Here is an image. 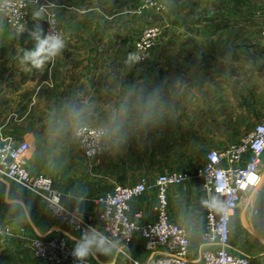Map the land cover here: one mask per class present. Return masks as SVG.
<instances>
[{
    "label": "rangeland",
    "instance_id": "374dc122",
    "mask_svg": "<svg viewBox=\"0 0 264 264\" xmlns=\"http://www.w3.org/2000/svg\"><path fill=\"white\" fill-rule=\"evenodd\" d=\"M231 1L239 3V6L231 8L225 0L219 4H215V0H0V65H21L19 60L23 49L31 48L34 43L28 32L40 24L45 33L59 32L66 41L63 53L44 67H53L58 78L68 82L72 79L81 81L88 68L96 70L98 66L111 64L116 65L117 69L121 67L122 76L116 92L108 82V101L115 94L119 97L121 91L123 106L127 109V112L122 109L124 120L120 135L113 132L115 107L112 102L101 105V114L96 111L99 104L95 102L91 103L90 113L82 112L80 92L84 93V89L77 85L75 87L78 90L68 99L64 98L74 105L80 116L88 115V124L93 125L77 129L74 137L76 147H104L100 155L91 158L92 190L101 195L118 185H132L145 178L151 193L156 194L155 181L161 172L188 171L192 177L178 186L186 187L182 194L190 208L184 215V225L192 231L194 251L199 248L197 235L200 236L206 205L210 201L202 181L195 177L197 169L206 160L208 150L213 148L206 144H225L227 139L228 143L220 148L223 149L231 141L244 137L264 117V78L261 79L264 65L260 62L264 56L259 55L264 50V0H246L244 4L242 0ZM37 12L40 13L39 18L35 16ZM227 18L230 26L226 24ZM21 28L24 29L23 33L19 31ZM235 37L239 41L236 46H245L249 51L247 56L212 57L210 52L204 50L211 47L213 50L233 48ZM215 43H219V46ZM219 58L230 61L229 83L232 76L235 81L234 104L229 108L232 118L222 119L223 111L204 113L192 110L189 116L203 121L202 125L219 126L217 129H221V125H228L233 136H196L189 133L169 136L161 126L155 127V122L142 126L139 124L136 120V102L154 90L163 98V76L168 74L166 66L180 65L185 70L190 65L186 73L188 77L195 78L197 75L199 79L210 81L211 76L205 71L206 67L200 69L195 65H207L212 61L217 63ZM176 69L171 72V77L180 76L181 71ZM90 73L94 74L93 71ZM221 73L224 75L223 80L226 72ZM214 75L216 80V73ZM216 98L223 99L222 102L226 100L220 95ZM13 111L17 114L18 107L12 105ZM161 112L163 108L158 106L153 119L160 117ZM130 113H135L133 121L128 118ZM210 116L220 118L215 120L208 118ZM83 127L97 134L89 135L88 144L84 143L85 136L80 134ZM6 137L17 142H30L28 167L34 174V137ZM184 147H187V151H184ZM262 168L264 170V161ZM120 169L121 175L118 174ZM259 187L264 188V178ZM247 197H244L233 219L232 240L236 250L253 263L254 259L261 261L260 257H264V242L261 240L264 239V224L260 220L255 219V222L248 216L246 218L245 211L251 196ZM1 238L6 239L0 237V258L7 247ZM25 247L27 249H14L12 254L33 257L31 250ZM144 254L142 258L133 257L147 264L151 254ZM108 255L105 261L111 264L112 254ZM122 257L125 261L121 264H133L126 255L122 254ZM4 264L45 263L29 258L26 263Z\"/></svg>",
    "mask_w": 264,
    "mask_h": 264
},
{
    "label": "crops",
    "instance_id": "0c3cea01",
    "mask_svg": "<svg viewBox=\"0 0 264 264\" xmlns=\"http://www.w3.org/2000/svg\"><path fill=\"white\" fill-rule=\"evenodd\" d=\"M219 2H224V0H215V4H219ZM225 2L231 8L236 5L239 6V3L235 4L231 0H225ZM241 2L244 4L246 0ZM226 24L230 26L229 18L226 19ZM238 42L235 37L233 42L235 47L233 48H215L213 50V47H211L204 50L210 52L212 57L231 56L234 58L235 56H247L249 51L245 46H236ZM215 44L219 46V43ZM259 55L264 56V50ZM260 62L264 65L263 59H260ZM189 66L187 65L185 70L180 65L166 66L168 74L163 76V113L161 112L160 117L152 120V122H155L154 126H161L164 133L169 136H181L188 133L196 136L201 134L233 136L230 134L231 131L228 130V125H221V129H217L219 127L217 124H215L217 127L202 125L204 124L203 121L189 116L192 110H196L204 113L223 111L224 113H221L222 119L226 118L228 120V117H231L229 116V108L234 104L232 101H234L235 81L232 76L229 83L230 61L219 58L217 63L212 61L207 65H195L200 69L206 67L205 71L211 76L210 81L199 79L197 75L195 78L188 77L186 73L189 71ZM262 67L264 68V66ZM176 68L181 71L180 76L171 77V72L175 71ZM92 71L94 74L90 73ZM221 71L226 72V77L223 80L224 75ZM214 73L217 75L216 80ZM121 76V67L118 66L117 69V66L113 64L98 66L96 70L88 68L84 79L81 81L72 79L70 82L58 78L59 76L53 67H48L43 71L33 70L27 72L21 65L9 63L0 65V144L13 140L8 137L5 138L7 135L33 136L35 143L34 174L44 173L52 177L55 187L65 194L64 199L69 205L80 202L82 208L94 216L98 215L101 206L95 202L99 193L92 190L90 172L92 161L82 153L81 147H76L74 139L77 129L82 126L92 127L93 125L88 124V115L83 114L80 116L78 110L74 109V105L70 104L68 100H64V98L68 99L69 95L78 90L75 87L77 85L83 88L85 93L80 92L82 112L90 113L91 103L95 102L99 104L95 109L101 114L103 111L101 105L112 102L115 107L114 115L119 113V119L123 121L121 106L124 101L121 91L119 97L115 94L108 101V82H110V86L113 85L116 92ZM263 78L264 69L261 71V79ZM242 86L245 88L244 83ZM218 95L226 100L224 102H222L223 99L217 100ZM12 105L18 107L17 114L15 111L11 112ZM133 116H135V113H130L128 118L131 119ZM208 118L216 120L220 117L210 116ZM133 120L134 118L131 119V121ZM136 120L139 121L141 126L145 125L141 123L138 117H136ZM121 128L123 129V123ZM226 142L228 143L227 139ZM227 143L209 142L206 146L220 149ZM184 151H187V147H184ZM28 164L30 165V159ZM121 173L122 169L119 170L118 174L121 175ZM150 181L152 182L151 179ZM149 188L148 185V190L132 201L130 210L131 217L144 224H150L156 219L153 208L157 200V187L156 194L151 193ZM185 188L184 186H172L170 188L169 214L174 221L187 228L192 240L191 229L184 225V215L187 213V208H190L186 204L185 196L182 194ZM259 188L246 195V197L249 195L251 197L245 216L253 220H260L264 224V188ZM212 198V196H208L209 200ZM204 221L205 218L203 225ZM0 224H3L0 226V237L6 238L4 240L1 238V241L5 243L4 246H7L1 255L0 264L26 263L29 258L33 259L32 255L27 258L24 255L17 254L15 256L12 254L14 249H27L25 245L28 243V237L42 238L66 235L73 245L81 237L79 233L71 231L56 221L47 203L42 199L2 177H0ZM197 237L198 247L200 248V236L197 235ZM261 240L264 242L263 238ZM4 246L2 248H5ZM199 248L198 251H194L192 247L190 254L192 261L198 262ZM231 249L240 253L236 250L232 237ZM126 251L131 256L144 257L146 251L143 249V240L137 238L127 246ZM111 254L113 259L111 264H121L122 261H125V258L122 257L123 253L118 250L112 248ZM107 256L109 255H104L93 249V252L85 261L93 264H110L105 261ZM151 256L148 257V260ZM260 259L261 261L254 259L252 264H264V257H260Z\"/></svg>",
    "mask_w": 264,
    "mask_h": 264
},
{
    "label": "built area",
    "instance_id": "2783aa9c",
    "mask_svg": "<svg viewBox=\"0 0 264 264\" xmlns=\"http://www.w3.org/2000/svg\"><path fill=\"white\" fill-rule=\"evenodd\" d=\"M89 143L95 131H80ZM89 159L100 155L104 147H81ZM27 140H10L0 144V177L30 191L47 203L54 219L82 235L95 229L108 238L113 249L126 255L133 264H142L126 248L137 238L143 249L152 256L147 264H252L247 256L231 249L233 219L244 196L256 190L263 181L264 119L257 122L244 137L231 141L223 149H209L205 162L195 177L202 181L206 193L213 198L206 205L205 221L200 233L198 262L191 260L190 232L174 221L169 214V191L192 176L188 171L161 173L155 181L157 200L156 219L140 223L130 215L131 203L148 190L143 178L132 185H118L112 191L97 196L101 206L97 216L82 208L80 202L69 205L65 194L57 189L52 177L33 174L29 167ZM33 257L45 264H81L72 256L73 244L66 235L31 237L26 245ZM125 246V247H124ZM89 264L87 261L84 263Z\"/></svg>",
    "mask_w": 264,
    "mask_h": 264
},
{
    "label": "clouds",
    "instance_id": "9594fccd",
    "mask_svg": "<svg viewBox=\"0 0 264 264\" xmlns=\"http://www.w3.org/2000/svg\"><path fill=\"white\" fill-rule=\"evenodd\" d=\"M35 16L39 18L40 13L37 12ZM19 31L23 33L24 29L21 28ZM28 35L34 42L33 46L23 49L19 60L21 66L27 72L33 70L43 71L45 65L60 56L66 48V41L61 33L55 31L45 33L40 24H36L33 29L29 30ZM162 104L161 94L156 90L146 97H140L136 102L135 109L141 123L148 124L152 122L155 110L158 106H162ZM121 107L124 112H127V109L123 105ZM119 115L117 113L112 117L113 132L117 135H120L123 123L119 119ZM113 247L114 245H110L107 237L93 229L90 233H82L80 239L73 246L72 256L82 264L93 252V249L104 255H108L111 253Z\"/></svg>",
    "mask_w": 264,
    "mask_h": 264
}]
</instances>
